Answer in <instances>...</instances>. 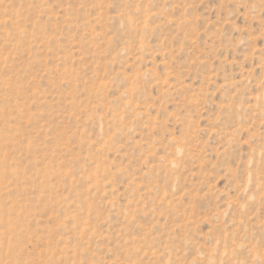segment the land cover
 Masks as SVG:
<instances>
[{"label": "rangeland", "instance_id": "rangeland-1", "mask_svg": "<svg viewBox=\"0 0 264 264\" xmlns=\"http://www.w3.org/2000/svg\"><path fill=\"white\" fill-rule=\"evenodd\" d=\"M0 264H264V0H0Z\"/></svg>", "mask_w": 264, "mask_h": 264}]
</instances>
